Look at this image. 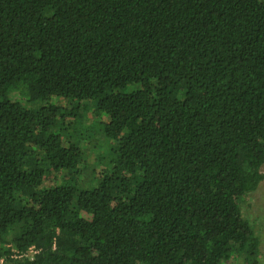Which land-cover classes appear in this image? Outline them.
<instances>
[{
  "label": "trees",
  "instance_id": "obj_1",
  "mask_svg": "<svg viewBox=\"0 0 264 264\" xmlns=\"http://www.w3.org/2000/svg\"><path fill=\"white\" fill-rule=\"evenodd\" d=\"M263 164L264 0H0V264H258Z\"/></svg>",
  "mask_w": 264,
  "mask_h": 264
},
{
  "label": "rangeland",
  "instance_id": "obj_2",
  "mask_svg": "<svg viewBox=\"0 0 264 264\" xmlns=\"http://www.w3.org/2000/svg\"><path fill=\"white\" fill-rule=\"evenodd\" d=\"M90 115L91 114L88 112V116ZM95 142L98 143V141ZM97 150L98 148L95 150H86V157L89 163L94 160ZM260 170L264 174V164ZM240 206L244 217L248 219L254 227L255 233L258 234L260 238L257 258L258 264H264V178L261 180L256 190L242 197ZM30 254H32L31 251H29L28 255Z\"/></svg>",
  "mask_w": 264,
  "mask_h": 264
},
{
  "label": "built area",
  "instance_id": "obj_3",
  "mask_svg": "<svg viewBox=\"0 0 264 264\" xmlns=\"http://www.w3.org/2000/svg\"><path fill=\"white\" fill-rule=\"evenodd\" d=\"M0 262H1V260H0Z\"/></svg>",
  "mask_w": 264,
  "mask_h": 264
}]
</instances>
